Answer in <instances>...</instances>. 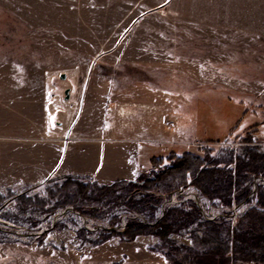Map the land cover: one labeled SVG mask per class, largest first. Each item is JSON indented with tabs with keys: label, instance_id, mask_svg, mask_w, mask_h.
<instances>
[{
	"label": "rangeland",
	"instance_id": "374dc122",
	"mask_svg": "<svg viewBox=\"0 0 264 264\" xmlns=\"http://www.w3.org/2000/svg\"><path fill=\"white\" fill-rule=\"evenodd\" d=\"M246 133L264 151V0H0V264H165L156 237L119 232L186 202L232 227L264 178L230 207L180 187L152 217L113 199L46 212L59 186L137 179L169 153L217 157ZM179 191L201 206L168 204ZM170 239L192 245L186 230Z\"/></svg>",
	"mask_w": 264,
	"mask_h": 264
},
{
	"label": "trees",
	"instance_id": "16d2710c",
	"mask_svg": "<svg viewBox=\"0 0 264 264\" xmlns=\"http://www.w3.org/2000/svg\"><path fill=\"white\" fill-rule=\"evenodd\" d=\"M205 141L204 143H219ZM236 150L224 149V155L213 156V149L204 147L198 153H169L165 158L151 159V168L137 179L113 181L108 185L92 181L80 183L66 178L59 189L61 200L55 198L52 208L71 204L81 214H97L103 202L113 199L127 210L152 217L166 195L180 187L193 186L207 200H216L230 207L239 203L250 193L253 179L264 178V151L249 133L238 141ZM201 153V155L199 154ZM256 203L236 218L234 225L205 221L192 202L166 209L163 216L153 224L129 222L119 232L121 239L133 240L137 236L151 235L158 243L151 250L158 253L165 264H264V186L256 185ZM65 191V192H64ZM137 195V196H136ZM45 199H37L40 212L42 205L54 197L51 190ZM2 199V195H0ZM15 204L30 203L28 198L15 197ZM4 216V214L2 215ZM186 230L192 245H176L172 234ZM82 232L91 235L82 229ZM78 232L77 235H82ZM103 230L98 232L108 233Z\"/></svg>",
	"mask_w": 264,
	"mask_h": 264
},
{
	"label": "built area",
	"instance_id": "2783aa9c",
	"mask_svg": "<svg viewBox=\"0 0 264 264\" xmlns=\"http://www.w3.org/2000/svg\"><path fill=\"white\" fill-rule=\"evenodd\" d=\"M182 192L183 191H179L178 193L170 195L171 199L168 202V204H170V205L177 204L179 202L177 198L181 196V198H183L182 201H184L185 198H191L197 204V206H201L202 203L200 201H198V199L195 196H192L190 194L183 195ZM165 197H166V195L163 198H165Z\"/></svg>",
	"mask_w": 264,
	"mask_h": 264
},
{
	"label": "water",
	"instance_id": "95a60500",
	"mask_svg": "<svg viewBox=\"0 0 264 264\" xmlns=\"http://www.w3.org/2000/svg\"><path fill=\"white\" fill-rule=\"evenodd\" d=\"M65 79V75L63 74V73H61L60 75H59V80L60 81H63ZM63 98H64V100H67L68 99V97H69V90L68 89H65L64 90V92H63ZM165 196V194L164 195H162V197H164Z\"/></svg>",
	"mask_w": 264,
	"mask_h": 264
},
{
	"label": "bare ground",
	"instance_id": "6f19581e",
	"mask_svg": "<svg viewBox=\"0 0 264 264\" xmlns=\"http://www.w3.org/2000/svg\"><path fill=\"white\" fill-rule=\"evenodd\" d=\"M68 137V136H67ZM66 138V137H65ZM68 138H66V140H67ZM62 140V139H61ZM65 140V139H64ZM68 142V141H67ZM65 143V142H64ZM65 146V145H64ZM85 163H86V161H85ZM89 165V164H88Z\"/></svg>",
	"mask_w": 264,
	"mask_h": 264
}]
</instances>
